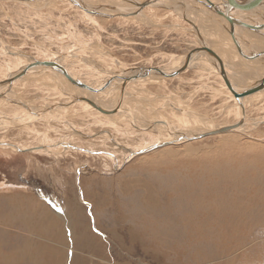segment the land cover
I'll return each instance as SVG.
<instances>
[{
	"label": "rangeland",
	"instance_id": "374dc122",
	"mask_svg": "<svg viewBox=\"0 0 264 264\" xmlns=\"http://www.w3.org/2000/svg\"><path fill=\"white\" fill-rule=\"evenodd\" d=\"M46 1L0 0V53L5 46L15 45L10 58L19 52L25 57L18 63H23L37 55L33 40H38L49 46L43 55L51 58L43 59L72 54L76 61H89L99 75L86 82L98 89L103 106L116 102V73L121 68H166L200 46L192 23L178 8H142V18L137 15L141 19L148 14L168 16H153L168 24L157 26L155 21L126 17L127 12L118 15L126 20H114L118 16L106 8L91 12L68 0ZM108 1L119 7L121 0ZM196 2L191 7L194 14L219 15L210 4ZM76 7L93 20H104L105 26L99 19L83 18ZM234 15L227 24L237 25ZM64 21L70 30L62 29L63 34L97 36V45L75 44L72 37L62 43L58 34ZM212 24L214 30L219 28ZM254 31L253 37H263L259 28ZM53 37L55 41L48 43ZM215 37L206 39L207 43L229 50L225 57L221 50L223 67L238 78L239 86L250 83L248 67L261 63L249 60L244 66L236 39L231 37L226 44ZM242 42L254 53L264 47L248 39ZM70 45H74L71 51L55 54ZM61 61L72 69L79 66ZM1 62L9 71L18 64ZM184 69L166 78L147 74L136 76L139 80L127 78L124 101L128 106L124 105L133 110L138 122L127 118L129 122L123 114L109 119L79 105L67 106L72 103L68 96L75 94L61 89L67 80L61 82L52 72L43 71L53 82L46 78L51 93L39 81L13 89L19 83L15 82L0 91V264H264V92L246 95L240 107L242 128L188 139L207 128L234 123L240 109L226 80L216 75L206 57L192 59ZM54 90L61 96L68 94L66 100ZM20 110L33 117L24 119L25 114L18 115ZM155 118L168 121L178 133H170L157 120L146 131L137 127ZM180 132L186 136L178 139ZM168 140L174 142L149 148ZM41 144L49 150L34 148Z\"/></svg>",
	"mask_w": 264,
	"mask_h": 264
},
{
	"label": "bare ground",
	"instance_id": "6f19581e",
	"mask_svg": "<svg viewBox=\"0 0 264 264\" xmlns=\"http://www.w3.org/2000/svg\"><path fill=\"white\" fill-rule=\"evenodd\" d=\"M79 1H81V2H85V3H87L88 2V0H79ZM99 1V0H98ZM101 2H102V4H100V5H98V4H93V5H98L97 7H95V8H89L90 9V11L91 12H95V11H99L98 9L99 8H106V6H110V2L108 1V0H100ZM111 1V0H110ZM129 1L130 0H121L120 2H119V8H121V11H123L124 12V14H125V12L127 11V7H128V5H129ZM162 4H163V6H165V5H169L171 2H174V3H176V4H172L173 5V9L174 8H178V9H180L181 11H182V13H183V17H185L186 18V20H187V22H189V24H190V22L192 23V27H195L196 29H197V32H196V30H194V28H192L193 30V32H194V34L197 36V38H198V40H200L201 42H203V43H205L206 44V46H210L214 51H215V53L217 54V56H218V58L220 59V61H221V59L223 58L221 55H222V51L221 50H224L225 48H223L222 46H221V49H220V47L218 48V47H216V46H214V47H212L211 45H209L208 43H207V41H206V39L208 40V38H213V37H215L214 35L216 34L218 37H215V38H222V39H224V40H229L231 37H233V38H235L236 39V44L238 43V47L240 48V50H241V52L243 53V55L241 54V58L243 57V59L244 60H253V61H255V63L258 61L259 63H261V65H258V66H260V67H258L257 65V67L256 66H254L253 64L251 65V66H249L248 67V69H250L249 71H251L250 73H248V71H245V72H243V73H248L249 75H251V76H249V75H247V76H249V79L248 80H251V81H253L254 79H257V78H261V77H263L264 76V54H260V53H258V52H256V53H254V52H252L251 50H249L248 48H245V45L244 46H242V44H241V41H243L242 40V38L244 39V36L247 34V35H250V30L249 31H247V30H244V28H247V25H246V23H250V22H252L253 24H257V26L260 24V26H258L257 28H255L256 26H253L255 29H260L261 30V32H264V0H256V1H254V5H252V6H248L247 7V9L245 10V11H239V12H236L237 14H235L234 15V18L235 19H240V21L237 23V25L236 26H234L233 24H227L226 22V20H230V17H231V14L232 13H234V11H232L231 9H229L227 6H225L224 4H221V3H219V4H217V3H215V4H210L209 5V8H210V6H213V9L214 10H218L219 11V15L218 14H215V13H213V12H208L207 13V18H209V17H211L212 18V20H210V22H211V26L212 25H214V24H212V23H215V25H217V26H221L224 30L221 32V30H218L217 29V31L216 30H213L212 29V27H211V29L213 30H211L210 32H208V31H206L207 30V28H208V26H207V28L206 29H204L203 27V23H204V21H205V19H204V21H203V23L201 22V21H199L200 19H199V17H196V16H194L195 14L193 13V11L191 10V7L193 8V4L196 2H194L192 5H191V1H189V0H159ZM48 1H46V0H44V3H47ZM65 2H67V3H69V4H73L74 2L72 1V0H68V1H65ZM90 3H91V1H89ZM111 2H113V1H111ZM177 2H185V3H187V5L186 6H182V5H179ZM29 3V2H28ZM114 3V2H113ZM117 2H115L114 4H116ZM197 3V2H196ZM112 4V3H111ZM113 4V5H114ZM102 5V6H101ZM104 5V6H103ZM116 6V5H115ZM156 7V6H158V4L156 3L155 5H149V6H147V7ZM196 7H198V6H195V8ZM142 8H144V7H142ZM142 8H139V9H133V11L132 12H130V14L129 13H127V16L126 17H128L129 15H131V16H137V15H139L140 13H142L143 12V10H142ZM146 8V7H145ZM201 8V7H200ZM107 9V8H106ZM197 9V8H196ZM204 9V8H203ZM202 9V10H203ZM231 10V12L230 11H228V10ZM226 11H228V13L226 14V15H223V12H226ZM107 12H111V11H107ZM192 12V13H191ZM199 13V12H198ZM198 13H197V16H199L198 15ZM101 14V13H100ZM103 14V13H102ZM205 14V13H204ZM90 15H92V14H90ZM99 15V14H98ZM122 15V14H121ZM223 15V16H222ZM89 16V15H88ZM101 16V15H100ZM140 16H141V14H140ZM181 16V15H180ZM141 18H142V16H141ZM151 20V19H150ZM203 20V19H202ZM144 22V21H143ZM207 22H209V21H207ZM209 22V23H210ZM232 22V21H231ZM207 24V23H206ZM206 24H204V25H206ZM255 24V25H256ZM207 25H209V24H207ZM262 25V26H261ZM182 26V25H181ZM190 29H191V27L190 26H188ZM216 27V26H215ZM242 27H244V28H242ZM209 28H210V26H209ZM208 28V29H209ZM221 28V29H222ZM229 29H231V31H232V33H233V35L231 36L230 35V33H229ZM202 31V32H201ZM256 31H258V30H256ZM256 31H252L253 33L252 34H254V32H256ZM217 32V33H216ZM221 32V33H220ZM248 32V33H247ZM259 32V31H258ZM206 33V34H205ZM209 33V34H208ZM220 33V34H219ZM260 33V32H259ZM264 34V33H263ZM208 35H210V37L208 36ZM241 35H243L242 37H241ZM261 36H262V34H260ZM232 38V39H233ZM221 40V39H220ZM209 42V41H208ZM244 43V42H243ZM246 43V42H245ZM211 44H213V42H211ZM227 44V43H226ZM234 44V43H233ZM218 45H220V44H218ZM263 46V45H262ZM220 50V51H219ZM238 50V49H237ZM224 52V51H223ZM238 52V51H237ZM228 53V52H227ZM186 54V53H185ZM182 55L181 57H179V60L178 61H176V62H178L177 64L175 63V62H171V65L169 66V67H164V68H158L159 70H160V73H158V74H154V73H147V71L145 70V69H140V68H134V67H136V66H133V67H131V70H129L128 72L126 71V69L127 68H129V67H123V68H121L119 71H118V73H116V78L118 79V92H117V99H115V97H114V99L116 100V102H114L115 104L114 105H112V106H103V103H101V101H99V99H98V93H97V90L98 89H96V88H93L92 86H90L89 84H87V85H89L90 86V88H91V90H92V93H90L91 95L89 96V99L93 102H98L99 103V109L98 108H95L94 106H92L91 104H89L87 101V103L85 102H83V101H80V104L84 107V108H93V109H95V110H97L98 112H99V114L101 113V115L102 116H105L106 118H109V119H111V118H115V117H117L116 115L118 114V115H120V114H123L125 117H126V119L128 118H132L134 121H136V122H138L136 119H134L132 116H133V110L130 108V107H126L125 105H127V103L124 101L125 100V97H127V95L125 94V88H124V86H125V82H126V80H127V78H129V76H130V78L131 77H138V76H140V77H146V75L145 74H147V75H150V77H153V76H155V77H159V78H166V77H170L171 75H169V73H170V70H175V69H178L179 67H180V65L182 64V62H183V60H184V58H185V56L186 55ZM63 55V54H62ZM61 55V56H62ZM202 56H204V57H206V59H208V60H210L212 63H213V65H214V68L215 69H212L213 71L214 70H216V75H218V76H220V77H222V78H224L223 76H222V74L218 71V69L216 68V66H215V63H214V59L210 56V54H209V52H205V51H203V52H201V53H196L195 55H193L190 59H189V61H188V64L186 65V66H184L180 71H182L184 68H186L188 65L190 66L191 65V62H192V59H194V58H200V57H202ZM13 57V56H12ZM64 56H62V57H58V58H56V59H49V58H44V60H51L50 62H51V67H41L40 69H37V68H39V67H37V68H35V69H29L28 71H25L26 73H24L22 76H20L18 79H16L15 81H5V80H10V78H12V77H14V75H16L17 73H19L18 71L20 70V69H22V67L24 66V65H27V64H29L30 62L32 63L33 62V60L32 59H34V57H29V58H27L28 60L27 61H24L23 63L22 62H20V63H18V61H17V63L18 64H15L16 65V67H15V65H14V67L12 68V69H10V73H12V74H8V76H6V75H4L1 79H0V91L1 90H4L5 88H9L12 84H14L15 82H20L23 78H26V76H40L41 74H43L44 72L43 71H46V72H52V73H55L56 75H57V79L58 80H61V82H62V79H65V80H67L66 79V77L67 78H69L67 75H66V73H68L69 75H73V76H77V78H81V77H79L77 74H75L71 69H69L68 67H66V66H64L61 62V59H64L63 58ZM225 57V56H224ZM227 58H228V56H226ZM235 57V56H234ZM51 58V57H50ZM77 58V57H76ZM94 58V57H93ZM177 58V57H176ZM21 59V58H20ZM203 59V58H202ZM224 59V58H223ZM36 60H38V59H36ZM40 60V59H39ZM175 60V59H174ZM205 60V59H204ZM225 60H226V58H225ZM224 60V61H225ZM232 60V61H231ZM240 60V59H239ZM229 61H231L233 64L235 63V61H233V59H230ZM237 61H238V59H237ZM236 61V62H237ZM242 61V60H241ZM201 62H204V61H201ZM257 62V63H258ZM175 63V64H174ZM254 63V64H255ZM34 64V63H33ZM33 64H31V66H33ZM208 64H210L209 62H208ZM221 64H222V62H221ZM211 65V64H210ZM232 64H230V66H231ZM37 66V65H36ZM38 66H40V65H38ZM166 66V65H165ZM233 66V65H232ZM97 67V66H96ZM122 67V66H121ZM225 67V66H224ZM223 67V68H224ZM63 70H62V69ZM134 68V69H133ZM205 68V67H204ZM213 68V67H212ZM229 68V67H228ZM231 68H233V67H231ZM206 69V68H205ZM261 69H263V71H261ZM35 70V71H34ZM224 70H225V72L227 73V75L229 76V78H230V80H231V82L233 83V84H235L234 85V87H236V88H241L239 85H240V82H238V78H236L235 76H233L232 74H230V73H228L229 71L227 70V69H225L224 68ZM13 71H16L15 73L13 72ZM107 71V70H106ZM168 72L167 73V75H165L163 72ZM179 71V72H180ZM259 71H261V72H259ZM210 72V71H209ZM142 73H144V74H142ZM233 73V72H232ZM258 73V77L257 76H255L256 74ZM45 74V73H44ZM134 74V75H133ZM11 75V76H10ZM48 75V74H47ZM50 75H51V73H50ZM110 76V75H109ZM173 76V75H172ZM239 78H241L242 76L238 73V75H237ZM254 76V77H253ZM120 77V78H119ZM136 77V78H137ZM219 77V78H220ZM250 77H251V79H250ZM114 78V77H113ZM135 78V79H136ZM154 78V77H153ZM49 79V78H48ZM70 80H72L73 82H75L73 79H72V77H70L69 78ZM82 79V78H81ZM97 79V78H96ZM122 79H125V82H124V86L123 85H121L122 84ZM135 79H134V81H135ZM138 79V78H137ZM136 79V80H137ZM143 80H144V78H142ZM150 79V78H149ZM156 79V78H155ZM225 79V78H224ZM105 80V79H104ZM139 80V79H138ZM68 81V80H67ZM85 81V80H84ZM141 81V80H140ZM151 81H153V80H151ZM241 81V80H240ZM250 81V82H251ZM115 82V81H114ZM245 82H247V81H245ZM53 83V82H52ZM239 83V84H238ZM244 83V82H243ZM106 84V83H105ZM109 84V83H108ZM112 84V83H111ZM242 84V83H241ZM247 84V83H246ZM72 85V84H71ZM243 85V84H242ZM241 85V86H242ZM245 85V84H244ZM72 86H75V88H76V84L75 85H72ZM99 86V85H98ZM136 87V86H135ZM263 86H261L260 88H258V89H256L255 91H253V92H251V93H255V92H264V89H261ZM78 88V87H77ZM113 88H115V87H113ZM116 88H117V86H116ZM73 90V89H72ZM110 90V89H109ZM114 90H116V89H114ZM8 91V90H7ZM12 91V90H11ZM74 91V90H73ZM117 91V90H116ZM128 92V91H127ZM8 93H10V92H8ZM112 93V92H111ZM232 93V92H231ZM5 94V93H4ZM11 94V93H10ZM233 94V93H232ZM258 94V93H257ZM13 95V94H12ZM74 95V94H73ZM126 95V96H125ZM132 96H134V97H140L139 95H133V92H132V94H131ZM247 95V94H246ZM246 95H243V96H240V97H238L237 99H236V96L233 94V97L238 101H241V102H239L238 104L239 105H237V106H239V109H240V115H239V117H238V119H237V121H235L234 123L232 122V124H227V125H233V127H237V130H238V128L240 129V128H242V126H243V124L244 123H241L242 122V118H243V111H242V108H240V107H242V105L244 106V101H245V97H246ZM3 96V95H2ZM116 96V95H115ZM76 97V96H75ZM137 98V99H138ZM5 99L7 100L8 98L5 96ZM79 100V99H78ZM81 100V99H80ZM103 100V99H102ZM113 100V99H112ZM85 101V100H84ZM91 102V103H92ZM22 103V102H21ZM75 103V102H74ZM23 104V103H22ZM125 104V105H124ZM23 106H26V104H23ZM128 106V105H127ZM106 109V110H114L113 112H104L102 109ZM176 108V107H175ZM180 108V107H179ZM28 109H31L30 107L28 108ZM118 109H123V111L121 110V111H119V112H115L116 110H118ZM178 109V108H177ZM46 110V109H45ZM31 111V110H30ZM241 113H242V115H241ZM19 115V114H18ZM17 115V116H18ZM39 115V114H38ZM245 116V115H244ZM158 118H160V117H158ZM158 118H155V119H145V120H143V122H145L143 125H137V127H139V128H141V129H143L144 131H146L147 130V128L149 127H152L153 126V121H161L160 123L161 124H163V126L170 132V133H175L176 132V130H171V124H168V121H165L164 119H158ZM182 118V117H181ZM127 119V120H128ZM117 120V119H116ZM240 120V121H239ZM114 121V120H113ZM129 122H130V120H128ZM147 121V122H146ZM156 121V122H157ZM260 121V120H259ZM132 123V122H131ZM134 123V122H133ZM234 124H236L235 126H234ZM242 124V125H241ZM133 125H135V123L133 124ZM216 126V125H215ZM162 127V126H161ZM207 128V127H206ZM216 128H218V127H210L209 129L207 128V130L206 131H204V132H209V131H212V130H216ZM173 129V128H172ZM204 129V128H203ZM176 133H178V132H176ZM190 133V132H189ZM196 135V134H195ZM195 135H191V136H188V139L189 138H194L195 137ZM163 136V135H162ZM182 136H186V134L183 132H180L179 134H178V136H176V138H178V139H180ZM193 136V137H192ZM170 139V138H169ZM173 139V138H172ZM169 141V140H168ZM172 142H174V141H172ZM15 145V144H14ZM50 145V144H49ZM12 147H13V145H12ZM34 148H36V149H38V148H40V151L41 150H49V148H47L44 144H41V145H36ZM21 150H23L22 148H21ZM51 150V149H50ZM9 204V203H8ZM131 232V231H130Z\"/></svg>",
	"mask_w": 264,
	"mask_h": 264
},
{
	"label": "crops",
	"instance_id": "0c3cea01",
	"mask_svg": "<svg viewBox=\"0 0 264 264\" xmlns=\"http://www.w3.org/2000/svg\"><path fill=\"white\" fill-rule=\"evenodd\" d=\"M190 1V0H189ZM5 2H8V1H5ZM192 2V1H191ZM67 3V2H66ZM88 4H91V5H93L94 3H88ZM14 5H17V4H14ZM69 5V4H68ZM18 6V5H17ZM94 6V5H93ZM73 6H71V8H72ZM75 7V6H74ZM129 7H127V9H128ZM75 9H77L79 12H80V15L83 17V18H86V19H88L89 21L91 20V21H97L98 19V21H101V26H105V21L104 20H102V19H100L99 17L98 18H96L95 20H93V19H91V17L90 16H88V15H86L85 13H83V11L80 9V8H78V7H76ZM205 10V9H204ZM205 12L207 13V10H205ZM199 14V21H201L202 23H203V21H204V19H205V21H204V23H203V28L205 29V27H207V21H210L204 14H202L201 12L200 13H198ZM153 16H155L156 18H158V19H163V18H166V17H168L167 15L166 16H164V14H162V15H158V14H148L147 15V17L146 18H144V19H141V18H138L137 16H132L133 18H135L137 21H145V20H148V21H155L154 19H153ZM194 16H196V17H198L196 14L194 15ZM122 19V20H126V18L124 19V18H122V17H114V18H111V19H114V20H116V19ZM111 19H107V21L109 22ZM151 19V20H150ZM178 19H180L179 17H178ZM203 19V20H202ZM229 21V20H228ZM156 22V24H157V26L160 24L161 26H166V25H168V24H165V23H161V22H157V21H155ZM179 22H183L184 24H186L183 20H181L180 19V21ZM179 22H177V23H179ZM231 22V21H230ZM63 23V25H64V28H61L60 29V31H59V38H60V41H62V43H66V41H65V39L67 38V37H72V38H74L75 40L73 41V43H78V42H86V41H89L90 43L91 42H93L94 44H96V42H97V36H96V38L95 39H93V38H89V37H84L82 34H81V37L80 36H76V35H74V34H70L69 35V33H65V34H63V31H62V29H64L65 30V28H69V30H70V27H69V25L68 24H66V22L64 21V22H62ZM170 25H172V23H169ZM204 24H206V25H204ZM211 25V24H210ZM246 25H247V28L249 27V28H251V29H249L250 31V36L249 35H245V37H244V39L243 40H246V39H248L249 41H252L253 43H258V44H264V34H263V37L262 36H259V37H257V36H255V37H253L252 36V33L253 32H251V31H253L252 29H255L254 27H253V23L252 22H250V23H246ZM213 26V25H212ZM212 26H210V31L213 29L214 30V28L212 27ZM176 27H179V25H177ZM209 27V26H208ZM211 27H212V29H211ZM219 27V26H218ZM222 27H219L218 28V30H221V32L224 30L223 28L221 29ZM180 29H182V28H180ZM212 30V31H213ZM217 30V29H216ZM248 31V30H247ZM220 32V33H221ZM217 33V32H216ZM219 33V34H220ZM248 33V32H247ZM63 34V35H62ZM216 35V34H215ZM216 37H218L217 35H216ZM251 37V38H250ZM54 38V37H53ZM254 38H257V39H254ZM209 39V38H208ZM215 39H218V40H220L221 39V41H223L224 43H228L229 42V40H223L222 38H215ZM232 39V38H231ZM259 39H261V41H259ZM55 41V38L53 39V40H47V42L49 43V42H54ZM67 41H69V39L67 40ZM33 42L35 43L34 45H35V47H36V54L37 55H32V56H34V57H37V58H34V59H32L33 60V62L31 63H29V64H27V65H24L23 67H22V69H20L18 72H23V73H26L25 71H28L29 69H35V68H37V67H39V68H37V69H40L41 67H51L50 65H48V64H46V65H43V66H36L35 64H33L35 61H41V62H50L51 60H44L43 59V57H45V56H48V57H50V55H43V54H45V53H47L48 51V48L47 47H49V46H46V45H44L41 41H34L33 40ZM38 44H40V46H38ZM241 44H242V46H244V44H243V42L241 41ZM97 45V44H96ZM13 46H15V45H12V44H10V45H7V46H5V48L6 49H4V50H2L1 51V53H0V72H3V70H5V74H6V76H8V74L10 73L9 72V70H8V68L9 67H7L6 69L4 68V65H3V62H1V60L2 61H5V62H8V63H10V64H12V65H14L17 61H19L20 60V58L22 59V58H24L25 56H22V54H20L19 52H13V57L12 58H10L11 56L9 55V51L10 50H13L14 48H13ZM74 45H70V46H68L67 48L68 49H64V50H61V51H55V54H57V52H59V53H62V52H67V51H71L72 50V47H73ZM212 46V45H211ZM212 47H214V46H212ZM245 48H248L249 50H253V49H250L249 47H248V45H245ZM41 49H43V50H41ZM53 50H51V49H49V53L50 52H52ZM82 51H84V52H89V51H87L86 49H83ZM227 52H229V50L227 49V48H225L224 49V52H223V54H224V56L226 55V53ZM252 52H254V51H252ZM257 52H259V53H262V54H264V47L262 48V49H259ZM17 53V54H16ZM181 54H183V53H181ZM38 55H41V56H38ZM43 55V56H42ZM31 56V55H30ZM167 57L169 56V53H168V55H166ZM170 58L172 57L171 55L169 56ZM36 59H38V60H36ZM40 59V60H39ZM76 58L72 55V54H69L68 56H66V55H64V59H63V63L64 64H69V62H77L78 64H79V66H77V68H74V69H72V68H70V66H68V68H70V69H72L73 71H75L76 73H78L79 75H80V77L82 78H78L79 80H81L80 82L84 85V86H81V85H79L77 82H73L72 80H70L69 78H67L66 77V79L72 84V85H78V87L79 88H75V87H73L70 83H68L67 81H64L63 82V84H61V89H63V90H65L67 93H69L71 96H72V94H75L74 95V97L73 98H70V96H68V101L70 100V101H72V103L71 104H67V106H70V107H72V106H76V105H79V106H81V107H83L81 104H80V101H83L84 103L87 101L89 104H91L92 106H94L95 108H98L99 109V103L98 102H92L90 99H89V96L91 95L90 93H92V90H91V88H90V86L89 85H87L88 83L87 82H89V78H91V76L92 77H94V76H98L99 74H98V70L96 69V68H94L93 67V64H90L89 63V61H87V60H84V62H80L79 60H75ZM118 60H119V62H120V57L118 58ZM247 63H249V61L248 60H246L245 61V63H244V66H245V64H247ZM31 64H33V66H31ZM121 64H123V65H129V64H127V63H124V62H122L121 61ZM104 65V64H103ZM131 65H134V64H131ZM147 65V64H146ZM225 65V64H224ZM248 65V64H247ZM27 66H29V67H27ZM130 66V65H129ZM148 66V65H147ZM149 66H151V65H149ZM104 67L105 68H107L106 67V65H104ZM152 67H154V66H152ZM233 67H235V68H237V69H241L242 68V66L241 65H235V66H233ZM78 68H79V70H81V71H79V72H77L76 70H78ZM228 68V67H227ZM31 69V70H32ZM185 70V69H184ZM183 70V71H184ZM35 71V70H34ZM9 72V73H8ZM14 73L16 72V71H13ZM215 72V71H214ZM182 73V72H181ZM10 74H12V73H10ZM90 74V75H89ZM13 75V74H12ZM47 75V73H43V74H41L39 77H38V79L36 78H28L29 76H27L26 78H24L22 81H20L18 84H14V86H13V89H15L16 87H17V85H23V87H24V84L25 83H30V82H35V81H39L41 84H44V85H47L45 88L47 89V90H49L48 88H50L51 86L50 85H48V84H46L45 83V81H46V78H47V80L49 81V79H48V77L46 76ZM11 76V75H10ZM83 76V77H82ZM34 77H36L35 75H34ZM41 77V78H40ZM72 77H73V75H72ZM75 77H77L76 75H75ZM120 78V77H119ZM85 80V81H84ZM87 81V82H86ZM49 82H51V81H49ZM52 83V82H51ZM62 85H64V88L62 87ZM71 85V86H70ZM71 87H73L74 88V92H69V91H71L72 89H71ZM88 89H90L91 91H88ZM67 90H69V91H67ZM59 91V90H58ZM49 92L51 93V91L49 90ZM54 92H57L56 90H54ZM58 93V92H57ZM59 94V96L60 97H62V98H60L61 100H64L65 99V96H67L68 94H64L65 96H61L60 95V93H58ZM40 96H46V95H40ZM50 96H51V98L53 97V95L52 94H50ZM57 96V95H56ZM76 96V97H75ZM58 97V96H57ZM79 99V100H78ZM81 99V100H80ZM66 100V99H65ZM85 100V101H84ZM75 102V103H74ZM86 102V103H87ZM92 102V103H91ZM45 104H48V103H45ZM35 106V105H34ZM47 107H49V105L47 106ZM69 108V107H68ZM84 108V107H83ZM84 109H89V110H91V111H93V112H95V114L97 115V114H99V112L98 111H96V110H94L93 108H84ZM45 110V109H44ZM52 110V109H51ZM60 111V110H59ZM19 113L18 114H25V115H23L24 116V119H29V118H32L33 116H30V114H26V113H23L21 110L20 111H18ZM46 112V111H45ZM50 112V111H49ZM44 113V112H43ZM47 113V112H46ZM56 113H59V112H56ZM50 114H53V113H50ZM100 116H102L101 115V113L99 114ZM60 118H62V117H60ZM138 119V118H137ZM46 121H50V119H47ZM34 130L36 131V132H38V131H40V129L39 128H37V129H35L34 128ZM83 133V132H82Z\"/></svg>",
	"mask_w": 264,
	"mask_h": 264
},
{
	"label": "water",
	"instance_id": "95a60500",
	"mask_svg": "<svg viewBox=\"0 0 264 264\" xmlns=\"http://www.w3.org/2000/svg\"><path fill=\"white\" fill-rule=\"evenodd\" d=\"M24 1H27V0H24ZM74 3L76 4H79L85 8H95L97 7L98 5H91V4H88V3H85V2H81L79 0H72ZM190 1H193V0H190ZM194 1H197L199 2V4L201 6H205L204 4L206 5H209V4H224L225 6H227L229 9H231L232 11H234V13L236 14V12H239V11H245L247 9L248 6H252L254 5V1L256 0H194ZM158 4L159 7H163V4L159 1V0H130L129 1V5H128V9H127V13L130 14V12L133 11V9H139V8H142V7H147L149 5H155V4ZM174 2H171L169 5H165L164 7L166 8H173V4ZM179 5H182V6H186L187 3L185 2H177ZM176 4V3H174ZM208 7V6H207ZM106 8L108 10L111 11V13L113 15H121L123 14L124 12L121 11V8L117 7V6H106ZM228 10V9H227ZM231 10H228L231 12ZM228 11L226 12H223V15H226L228 13ZM222 15V16H223ZM233 19L235 21H240V19H235L233 17ZM194 29L196 30L197 32V29L194 27ZM252 30H255V29H252ZM209 52L210 56L214 59V63H215V66L216 68L218 69V71L222 74V76L225 78L226 80V84L228 86V88L232 91V93L236 96V99L240 96H243V95H246V94H249L253 91H255L256 89L260 88L261 86H263L261 89H264V76L261 77V78H257V79H254L253 81H251L250 83L246 84L245 86H240L241 88H236L234 87L235 84H233L229 78V76L227 75V73L225 72L224 68H223V65L221 64V61L220 59L218 58L217 54L215 53V51L210 47V46H206L205 43L201 42L200 41V46H198L197 48L194 47L192 48L190 51H188L185 55V58L182 62V64L180 65V67L178 69H175V70H170V73L169 75H176L179 73V71L188 64V61L189 59L195 55L196 53H201V52ZM35 65H40V66H43V65H51V62H39V61H35L34 62ZM29 67V66H27ZM134 68H140V69H145L147 71V73H154V74H158L160 73V70L156 67H152V66H136ZM133 68V69H134ZM62 69V68H61ZM63 70V69H62ZM129 70H131V67L127 68L126 71L128 72ZM163 72V71H162ZM129 73V72H128ZM165 75H167L168 72H163ZM24 73L23 72H19L17 73L16 75H14V77L10 78V80H5V81H15L16 79H18L20 76H22ZM66 75L70 78L72 77L71 75H69L68 73H66ZM72 79L77 82L79 85L81 86H84L79 80L77 77L73 76ZM122 84L124 86V82H125V79H122ZM88 91H91L90 89H88ZM238 102H241L238 100ZM104 112H113L114 110H106V109H102ZM236 124H234L235 126ZM234 129H237V127H233V125H223V126H218V128H216V130H212V131H209V132H198L196 135H195V138L197 137H202V136H207V135H212V134H217V133H223V132H226V131H232ZM172 141H169V142H158V143H154L152 146H150L149 148H153V147H157V146H160V145H165V144H169L171 143Z\"/></svg>",
	"mask_w": 264,
	"mask_h": 264
}]
</instances>
